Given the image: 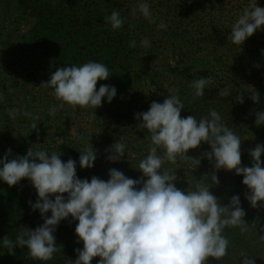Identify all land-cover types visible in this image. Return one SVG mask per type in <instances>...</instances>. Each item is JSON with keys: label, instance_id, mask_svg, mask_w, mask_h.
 Here are the masks:
<instances>
[{"label": "trees", "instance_id": "obj_1", "mask_svg": "<svg viewBox=\"0 0 264 264\" xmlns=\"http://www.w3.org/2000/svg\"><path fill=\"white\" fill-rule=\"evenodd\" d=\"M140 3L149 5L152 22L139 12ZM255 3L264 7V0H0V159L8 149L12 159L26 155L30 147L49 154L61 152L64 162L75 160L81 179L96 176L106 181L111 168L139 179V162L152 145L134 114L147 111L153 101L162 103L171 89L184 104L182 117L193 115L199 120L210 110L217 111L222 122L246 140L242 165L251 166L250 149L264 145V126L254 123L255 112L264 110V30H257L242 46L228 37L237 19ZM114 10L124 20L117 30L105 23ZM161 23L166 27L160 28ZM144 38L149 47L141 45ZM133 40L135 47L130 46ZM89 61L108 67L111 76L99 81L97 90L101 84L114 86L117 95L111 103L105 98L96 109L59 108L53 89L39 86L57 68ZM200 77L209 81L205 95L193 99L190 85ZM224 89L231 92L229 96L219 94ZM237 94H243L242 104L236 103ZM251 94H259L258 104ZM10 109L19 114L10 117ZM78 120L82 121L74 131ZM117 140L126 146L125 157L113 163L106 159L107 150ZM90 144L97 159L92 168L81 169L79 152ZM205 151L210 148L202 144L187 155L202 157ZM164 169L176 172V186L185 191L195 190L197 182L211 184L205 174L214 172L206 158L194 169L190 160L177 157L175 165L165 161ZM216 175L219 184L211 192L225 205L231 196H240L248 230L226 227L227 254L218 260L209 258L207 264H242L244 255L264 264V207L254 209L245 199L242 176L223 169ZM36 200L29 180L12 187L0 180V264H71L75 249L83 247L75 235L77 222L69 217L54 233L62 249L51 260H35L26 248H16L15 255H9L4 236L15 240L22 226L34 230L43 223L39 211L29 204Z\"/></svg>", "mask_w": 264, "mask_h": 264}, {"label": "clouds", "instance_id": "obj_2", "mask_svg": "<svg viewBox=\"0 0 264 264\" xmlns=\"http://www.w3.org/2000/svg\"><path fill=\"white\" fill-rule=\"evenodd\" d=\"M138 10L152 22L147 3H140ZM105 23L117 30L124 20L114 10ZM159 27L166 25L161 23ZM257 30H264V7L255 3L237 19L228 39L242 46ZM141 45L149 47L150 41L144 38ZM130 46L135 47L136 42L133 40ZM110 76L105 64L89 61L80 66L57 68L39 86L53 89L54 97L61 102L59 108L69 105L96 109L105 98L111 103L117 95L114 86L101 84L97 90L98 82ZM208 82L204 77L192 80L193 99L205 95ZM167 92L169 95L162 103L153 101L147 111L134 114L147 130L152 145L139 162L138 171L142 173L139 179L111 168L108 180L93 176L89 181L77 176V162L71 158L64 162L61 152L49 154L29 147L26 155L9 159L11 149L7 150L0 159V180L9 187L29 180L37 194L36 202H29L30 207L34 212L39 211L43 220L34 230L22 226L15 240L7 235L2 238L9 255H15L16 248H26L35 260H51L62 249L54 233L59 223L69 217L77 222V243L83 244L75 249L76 259L71 264H92L94 258H99L97 264H207L209 258L218 260L227 254L229 241L223 231L226 227H239L246 232V212L239 195L231 196L225 205L210 189L219 184L216 172L234 171L243 177L242 184L247 188L244 195L250 206L264 207V161L261 160L264 145L250 149L251 166L242 165V141L222 122L217 111L210 110L199 120L193 115L182 117L183 102L172 94L173 90ZM230 93L228 89L219 92L225 97ZM250 99L256 104L260 102L259 94H251ZM235 101L242 104L243 94H237ZM50 111L54 114L56 108ZM8 114L15 118L19 110L10 109ZM23 115L30 117L31 113ZM254 123L257 127L264 126V110L255 112ZM31 127L35 130L37 124ZM202 144H207L210 151L202 153V157L187 155ZM125 147L117 140L107 150L106 159L113 163L122 160ZM79 153L80 168H92L97 159L93 146ZM177 157L190 160L194 169L206 158L214 168L213 173L205 174L211 184L197 182L193 191L179 189L176 172L162 170L165 161L175 165ZM242 257V264H255L254 257Z\"/></svg>", "mask_w": 264, "mask_h": 264}, {"label": "rangeland", "instance_id": "obj_3", "mask_svg": "<svg viewBox=\"0 0 264 264\" xmlns=\"http://www.w3.org/2000/svg\"><path fill=\"white\" fill-rule=\"evenodd\" d=\"M80 121H82V120H78L77 122H75L73 124V130L74 131L79 127V124H80L79 122ZM245 145H246V140H242V143H241V151L244 149Z\"/></svg>", "mask_w": 264, "mask_h": 264}]
</instances>
